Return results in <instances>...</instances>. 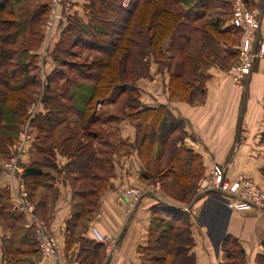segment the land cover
I'll list each match as a JSON object with an SVG mask.
<instances>
[{"label":"crops","instance_id":"1","mask_svg":"<svg viewBox=\"0 0 264 264\" xmlns=\"http://www.w3.org/2000/svg\"><path fill=\"white\" fill-rule=\"evenodd\" d=\"M223 1L230 6L231 0ZM87 4V0H76L74 16L82 17ZM248 4L259 10L261 15V30L255 46L257 51L264 43V0H248ZM44 5L48 7L49 2ZM41 8L36 14L38 18ZM211 15L223 16L230 21V15L228 17L220 8L214 9ZM51 53L37 54L45 65L44 69H49L55 60ZM207 72L210 78L206 82L202 102L190 104L172 100L168 92V71L161 81L153 85L152 95L146 96L141 92V102L146 108L166 106L173 116L182 121L186 133L184 145L201 156L204 177L215 165H221L226 168L229 180L244 177L264 188V57L256 61L243 88L235 83L231 71L211 67ZM107 103L112 106L115 101L103 102L99 109L105 108ZM33 112L32 122L39 115L45 116L48 109L45 106L35 107ZM66 119L65 122L70 119L71 127L78 126L74 114L66 115ZM121 125V136L123 142L128 143L129 152L125 154L126 151L120 148L119 152L110 155L113 173L99 198L98 208L87 217L79 215L87 198L81 190L84 174L78 168L69 171L73 159L57 148H53L54 166H45V146L38 138L35 127H31L32 134L20 160L23 166L32 165L43 174L26 176L25 188L35 215L49 224L57 238L60 254L66 260L58 264H146L141 249L149 244L153 209L162 202L176 204L187 213L194 240L191 252L195 264H227L232 244L239 248L242 264H264V211H233L218 193L199 195L187 205L171 201L159 190L158 193L148 194L135 212L128 215L126 206L118 201L121 187L132 185L145 188L142 174L147 167L131 146L137 140L136 128L127 120ZM114 138H118L117 134ZM74 139H66L67 144ZM158 150L159 146H156L153 156ZM3 163L0 161V192L7 196V206L1 205L0 200V264H55L53 259H44L40 254L31 217L21 209L12 188L13 184H18L13 183ZM93 226L102 234L117 239V250L108 258L105 257L104 245L98 244L100 255L97 257L92 255L94 251L82 249V240L96 242L90 231ZM86 255L94 258L84 261Z\"/></svg>","mask_w":264,"mask_h":264},{"label":"trees","instance_id":"2","mask_svg":"<svg viewBox=\"0 0 264 264\" xmlns=\"http://www.w3.org/2000/svg\"><path fill=\"white\" fill-rule=\"evenodd\" d=\"M21 1L17 0L13 3V0H0V14L8 18L7 21H3L4 19L0 17L1 133L9 131V124L3 125L7 112L17 115L16 121L20 125L25 122L22 118L26 117L29 106L34 103L32 98L34 93L28 90L39 86V81L30 75L32 70L30 64L19 62L14 65L17 63L15 59L18 55V50L14 49V46L19 41L20 27L23 25L20 18L14 16V12L16 4L18 5ZM187 1L194 2L193 6L196 9L194 21L207 17L209 12L216 8L214 3L217 2V0H88L85 6L91 19L88 26H83L81 21L73 16L64 34L70 46L87 48L102 55L100 59L78 70L77 77L91 82V85H81L78 81L68 78L62 90L53 89L52 84L58 85L60 82L59 79L56 80L57 75L65 78L64 72L56 70L48 78L44 93L43 103L48 113L45 116L39 115L33 122L31 120V124L44 144L46 141L43 140L51 136L67 120L66 115L74 114L80 129L83 130L82 137L99 139L98 132L88 130L101 121L96 107L109 100L117 101L120 96L130 90V97L123 112L126 117L135 122L138 128L136 142L140 157L147 166L150 163H159L157 167L154 166L155 170L153 167H147L146 172L142 174V179L149 182L153 175H156L161 181L164 193L171 201L189 205L197 199L198 182L205 174L201 156L184 145L186 133L183 123L173 116L168 107L146 108L141 102L139 90L138 93H134L133 88L137 89V87H130V84L123 81L125 75L127 76L131 71L130 64L134 63V57L137 54L142 55L146 60L153 56L158 62L167 61L169 50L166 49L167 41L173 42L175 49L173 48L172 51L178 53V56H175L177 61L174 62L175 58L169 57L173 63L169 61L170 63L166 66L169 73L168 92L172 100L190 104L202 102L206 93V82L210 78L207 71L211 67L229 71L232 66L230 60L236 57V53L231 51L230 47L236 45L238 41L235 38L238 36V29L227 25L223 16H214L202 29L192 30L186 15L175 7ZM223 6L231 8L225 2ZM218 8L224 10L223 7ZM41 9L38 22H41L49 11L45 5ZM224 11L226 15L229 13L227 10ZM105 14H113V16L103 19L102 15ZM231 14L232 9L229 15ZM100 24L104 26L102 29L98 28ZM184 30L200 32V45L196 54L187 51L183 46H178L180 41L190 40L183 35ZM136 48L141 51L136 52ZM58 49L61 55L67 52L60 49V46ZM59 53L57 51L56 61L60 56ZM34 57L37 59L38 55ZM59 65L60 68L70 70L78 68L68 64L64 59ZM11 69L13 70L10 71ZM17 74L25 78L22 83L16 77ZM80 104L82 107H79ZM127 109L130 110L129 113ZM177 131L182 136L172 138V134ZM3 135H0L4 140L3 146L9 145L10 140ZM42 135L46 137L43 139ZM122 143L128 145L126 142ZM88 145L86 143L84 148H88ZM134 145L136 144L132 146ZM156 146H159L161 151L153 160ZM67 149L69 150L70 147L65 150ZM73 154H68L73 159V164L68 167L69 171L78 168L84 174L83 179L99 180L98 189L95 188L88 193L83 191L87 198H95L89 203L82 204L79 215L87 217L98 208L99 198L107 188L108 178L112 175V160L106 159L105 163L100 164L101 161L93 152L86 153L80 149ZM47 166L53 167L54 163L51 161ZM101 166L106 174L96 175L95 168L98 169ZM24 168V177L43 174L32 165L24 166ZM6 197L0 192L1 205L4 207L7 206ZM82 244L83 251L89 249L94 251L93 256L100 255L99 245L102 244L88 240H82ZM193 245L194 240L187 213L173 203L162 202L157 205L153 209L149 244L141 249L143 255L152 260L151 264H195V257L191 252ZM235 257L236 253L233 254V249L230 248L229 258L235 259ZM83 259L87 261V255Z\"/></svg>","mask_w":264,"mask_h":264},{"label":"rangeland","instance_id":"3","mask_svg":"<svg viewBox=\"0 0 264 264\" xmlns=\"http://www.w3.org/2000/svg\"><path fill=\"white\" fill-rule=\"evenodd\" d=\"M15 2H17V0H13V3ZM46 2L50 3L51 0H22L21 2L18 3V5L16 4L15 6L14 16L20 18V20L23 22V25H21L20 27L21 35H20L19 41L17 42V45L14 46V49L18 50L17 52L18 55L15 59L17 63H15L14 65L18 64L19 62H21L22 64H30L32 66L30 75L32 78L39 81V86H35L28 90L30 92L33 91L34 93L32 95V98L34 99L33 101L34 103H32L29 106L26 117L22 118V120L25 121L23 122L22 125H20V123L16 121L17 115H13L8 112L6 113L7 115L4 118L5 120H4L3 125L9 124V131H4L2 133L0 132V135L4 134L3 136L6 139L10 140L9 145L5 144L3 146L4 140L2 136L0 137V161H3L4 163L8 162L13 156H16L19 153V148L21 147V144L23 143L25 139H27V142H28L32 134L31 119L34 115L33 111L35 110V107H44L43 99L45 96L44 93H45V88L47 86L48 77L53 75V73L56 70L57 71L59 70L60 72L62 71L65 73L64 74L65 78H62L63 76L61 75L56 76V80L59 79L60 82H58V85L52 84L51 87L53 89L62 90L63 84L66 82L68 78L74 81H78V83H80L81 85H91V82L82 80L77 77L78 70L80 69V67L84 68L87 65L92 64L96 59H100L102 57V55L98 54L94 50H89L87 48L78 47V46H75V47L70 46L69 42H67L68 41L67 37L64 34V30L67 29L69 24L62 32H60L61 30L59 29L56 32V35L54 34V36H50V33L47 28L48 20H49V13L41 22H38L39 20L38 15H36V13L40 10V7H42ZM245 3H246V7L249 10H257L249 6L250 4H248V0H246ZM223 4H224L223 0L221 1L217 0V2L214 3V6L216 7L214 9H217L218 7H223L224 10H227L229 11V13H231V9H232L231 2H229L231 8L223 6ZM193 5H194L193 1H187V2L180 3L179 5H175V7L178 10H182L184 15H186V20L188 21L192 30L198 29V28L202 29V27L205 26L206 23H208L212 18H214L213 16L215 15L213 16L211 15L214 13V9L211 10L208 16L205 17L204 19L200 21H194L196 17V9L194 8ZM229 13L227 14L228 17H229ZM112 16L113 14H105V15H102V18L103 19L110 18ZM230 16H232V14ZM0 17L4 19L3 21L8 20V18L4 17V14H0ZM74 18L79 19V21H81L83 26H88L89 22L91 21L88 13L86 12V9L84 10V15H82V17L74 16ZM259 18L261 20V15H259ZM230 23H231V17H230V21L227 22V25ZM103 27L104 26H102V24L98 25L99 29H102ZM184 31L185 32L183 33V35L186 38H190V40L189 41L182 40L180 41L178 46H183L187 51H190L196 54L199 50V45H200V36H201L200 32H195L191 30H184ZM258 34L259 33L256 34L255 43L252 49L253 55L259 54V51H260V46L257 51L255 50ZM235 38L238 39L236 45L230 47L231 51L236 53V57L230 60V64L232 66L229 69V71H231L232 73L234 71L233 68H235L238 65V62L240 60V50L238 48L241 46L242 39H243V32L240 29H238V36H235ZM172 43H173L172 41L166 42V49H169V50L167 51L168 59L164 63L158 62L153 56H150L148 60L144 59L142 55H138V54L134 57V63L130 64L131 71L127 74V76L125 75V77L123 78L124 83L130 84L131 85L130 87H134V86L137 87V89L133 88V90H135L134 93H138V90H139L140 96H141V92L143 95H146V96L152 95L150 92H151V89L153 88V85L158 80L161 81L160 79L164 77L163 74H166L165 73L167 71L166 66H168V63L170 62L173 63L172 60H169V57L175 58V56H178L177 52L172 51L173 48L175 49ZM59 46H60V49L65 50L68 53L66 52L64 55L63 54L61 55V51L58 49ZM57 51L60 52L59 53L60 56H58L59 57L58 61L54 60L53 64L49 67V69H44L45 65L40 62L41 61L40 56H38L37 59L34 57V55H37L38 53L43 54L44 52H48L49 54L50 52H52L51 53L52 57L56 59L55 56H56ZM135 51L140 52L141 50L136 48ZM176 58L174 59V62L177 61ZM62 59L66 60L68 64L75 65L78 68L74 70H70L69 68H62V67L60 68L59 64ZM258 59H261V58H257L255 60L251 69L249 70L250 72L249 75L252 73L254 65ZM145 61H147L148 63H144ZM12 70L13 69H11L10 71ZM18 74L16 77L18 78L20 83H22V81L25 80V78ZM249 75L246 76L243 81L244 86L246 83V79L247 77H249ZM233 77H234V74H233ZM129 95H130V90L127 91L122 96H120L117 99V101H115V103L111 104L112 106H109V104L107 103L105 108L102 107L99 109V107H96L97 115L100 116L101 121L97 125L90 127L88 130H91L94 133L98 132L100 136L99 139L93 140V139H90L89 137L82 138L83 130L80 129L79 125L75 127H71L69 123H71L70 119L71 120L73 119L70 117V119H68L69 122H65L64 126L60 127L57 132H54L51 136L43 140V141H46L43 145L45 146L44 148L46 150V152L44 153V159H46L44 161L45 166L50 164L52 161L53 154H54L53 148H57L62 153L64 154L66 153L67 155L73 154L77 152L79 149L82 152H86V153L93 152V154L96 155L97 159L101 161L100 164H102V162L105 163L106 159H110L112 157L110 155L113 154V152L115 151L119 152L120 148H122L123 151H126L125 154H127L129 152V148H127L128 145H126L125 143H122L124 141L123 137L121 136L122 135L121 129L123 127L121 125L122 122L126 120L130 121L136 128L137 137H138V128L136 127L135 122H133L130 118L126 117L125 116L126 114H124L123 112L124 109L126 108L125 104L128 101V97H130ZM129 111L130 110L127 109V113H129ZM111 116L113 119L111 118ZM110 120H112L111 124H109ZM115 134H117V137H118L117 139L114 138ZM180 136H182V134L179 131H177L176 133L172 134L171 137L177 138ZM41 137L44 139V137L46 136L42 135ZM70 137H75V139L73 142L67 144L68 141H66V139L68 138L70 139ZM63 139H65V142ZM86 143H88L89 145H88V148L85 149L84 145H86ZM135 144L136 145H134L132 148L138 152L139 157H140V151H139L137 142H135ZM69 147H70L69 150L68 149L65 150L66 148H69ZM160 149L161 148H159V150L155 152L153 156V160L156 159L157 155L161 151ZM158 164L159 163H154V164L150 163L149 166H147L146 164L145 166L149 168L153 167V169L155 170L154 166L157 167L156 165ZM111 165H113L112 162H111ZM105 169H107V167H105ZM94 173H96V175L97 174L100 175V174H106V171L103 172L102 166H101L98 169L95 168ZM112 173H113V167H112ZM24 181H25V177H24ZM145 182H146L145 188L130 185V186L121 187V190H128V189L130 190L133 188H138V189H142L143 191L152 190L154 193H158L159 190L163 191L161 181L156 175H153V177L151 178V181L149 182L145 181ZM98 186H99V180L90 179V178L86 180L84 179L81 190L88 193L89 191L97 188ZM203 194H207V193H199L198 188H197V195L199 196ZM166 197L168 198V196ZM94 199H95L94 197L86 198L84 203H87V202L89 203L90 200H94ZM40 220L44 221L49 227V229L51 230V227L45 220L43 219H40ZM81 246H83L82 242H81ZM231 248L233 249V253H236V257L235 259H229L227 264H242L240 256L238 255L239 249L235 247L234 245ZM116 250H117V246H115V248L113 249V253ZM111 255L106 253L105 257L108 258ZM144 257H145L144 259L146 261L145 262L146 264L152 263V260L151 259L149 260L148 256L147 257L144 256ZM87 258H88L87 261H91L93 259L92 257H89V256H87ZM44 259H53L55 261L54 258H44ZM55 262H56L55 264L60 263L59 261H55ZM62 262H66V260L63 259Z\"/></svg>","mask_w":264,"mask_h":264},{"label":"built area","instance_id":"4","mask_svg":"<svg viewBox=\"0 0 264 264\" xmlns=\"http://www.w3.org/2000/svg\"><path fill=\"white\" fill-rule=\"evenodd\" d=\"M76 0H51L48 5V31L50 36L56 35L60 29L62 32L69 24L70 18L74 16ZM232 16L230 25L243 32V39L240 50V60L233 68L235 83L243 88V81L249 75V70L257 58L264 57V43L260 44L259 54L252 53L256 34L261 30V20L259 10H249L245 0H231ZM33 119V117H32ZM31 119V120H32ZM27 139L23 141L19 148V153L13 156L8 162L3 164L8 176L12 179V188L21 204V209L31 217V223L35 234V240L39 252L44 258H54L55 261L62 262L58 241L56 236L49 229L47 224L35 215V208L28 201V194L25 188L24 172L25 168L20 160V155L24 152ZM199 193H218L225 201L227 207L233 211L260 210L264 211V188L258 186L254 181L239 177L236 180H229L226 177V168L215 165L210 174L201 179L198 184ZM152 190L143 191L133 188L122 190L119 193L118 201L126 206L128 215L135 212L142 200L153 194ZM95 241L106 246V253L113 254V249L117 246V239L110 238L102 234L95 226L90 229Z\"/></svg>","mask_w":264,"mask_h":264}]
</instances>
